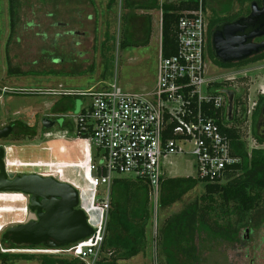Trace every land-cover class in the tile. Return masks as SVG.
Masks as SVG:
<instances>
[{
	"label": "rangeland",
	"instance_id": "374dc122",
	"mask_svg": "<svg viewBox=\"0 0 264 264\" xmlns=\"http://www.w3.org/2000/svg\"><path fill=\"white\" fill-rule=\"evenodd\" d=\"M144 2L130 0L134 6ZM108 3L109 0H59L57 4L53 0H22L20 25L16 27L19 38L15 36L17 39L13 42L9 1L0 0V129L15 127L9 138L0 142L7 152L5 163L9 174L54 177L74 186L80 193V208L96 230L102 222L97 205L108 199V190L100 185L96 173L91 170L96 161L91 143L65 127L75 120L73 115L76 117L89 105V100L30 93L49 90L85 92L115 80L129 93H147L155 88L162 42V12L156 11L148 19V15L142 13L146 11L124 9L122 0H118L112 9H108ZM207 3L210 16L213 12L226 16L239 9L237 0H207ZM60 23L67 25L63 27ZM67 32L76 33L68 35ZM60 34L62 37H58ZM106 34L116 36L118 41L108 63L111 79L103 81L101 48L106 42ZM125 37L135 44L149 42L146 46L125 49L122 47ZM213 66L210 77L237 74L228 81L227 91L241 96L248 108L247 118L241 117L242 122L237 127L250 153L254 149H264V144H259L252 136L251 120V112L264 95V61L232 70ZM93 68L94 73H91ZM83 72L86 74H72ZM69 103H74V108H70ZM45 118L56 120V126L44 130L42 121ZM48 133L52 137H47ZM169 161L173 163L171 166L165 164L169 178H197L192 155L171 157ZM204 186L200 183L180 202L166 209L159 205L157 211L151 197L148 205L142 197L135 205L126 206L124 194H112L111 190L107 222L115 210L116 236L110 238L107 224L101 259L118 257V252H114L116 246L124 248L123 245L136 243L144 246V251L129 260L120 259L117 264H240L237 252L232 251L237 248V243L214 240L215 235L211 234V237L203 231L208 228L203 224L197 225L193 235L187 230V218L193 212L207 213L209 223L217 226H236V215L227 213L221 199H217L213 212L207 209L209 202L203 200ZM32 220L30 197L0 193V253L48 254L70 261L78 260L86 253L85 242L57 250L29 246L8 248L2 244L6 229ZM143 226L144 236L140 233ZM244 231L245 228L241 234ZM255 231L257 236L264 233V225ZM9 264L42 263L33 259Z\"/></svg>",
	"mask_w": 264,
	"mask_h": 264
},
{
	"label": "built area",
	"instance_id": "2783aa9c",
	"mask_svg": "<svg viewBox=\"0 0 264 264\" xmlns=\"http://www.w3.org/2000/svg\"><path fill=\"white\" fill-rule=\"evenodd\" d=\"M198 1V8L185 13L179 22L178 53L165 58L161 42L156 86L151 92L129 93L115 80L85 92L30 93L89 100L87 107L76 117L73 115L72 124L77 137L88 140L93 147L96 161L91 170L108 190V199L97 205L102 215L99 230L91 225L95 235L83 241L86 253L81 251L78 260L84 264L101 260L114 180L146 183L157 211L162 182L170 175L165 172V164H173L171 157L192 155L196 179L203 184H222L233 167L241 164V159L233 155L230 139L222 132V127L231 124L228 91L221 83L237 74L209 76L215 65L209 56V14L206 0Z\"/></svg>",
	"mask_w": 264,
	"mask_h": 264
},
{
	"label": "trees",
	"instance_id": "16d2710c",
	"mask_svg": "<svg viewBox=\"0 0 264 264\" xmlns=\"http://www.w3.org/2000/svg\"><path fill=\"white\" fill-rule=\"evenodd\" d=\"M9 1V13L12 19L13 32H16V27L20 25V11L22 9V0H8ZM80 1V0H77ZM118 0H109L108 9H112L113 6L117 3ZM255 0H237L240 11L234 14H229L226 16H220L216 13H213L211 18V30L215 28L218 23L221 22H234L238 20L244 12L249 3ZM55 4L59 0H53ZM124 9L133 10V9H146L147 6L144 4H138L134 6L130 4V0H122ZM198 0H184L179 3H164L162 6L154 4L152 9H160L162 12V52L165 58H170L175 56L178 53V28L179 22L185 13L195 11L198 8ZM208 8L207 0L205 1V9ZM249 11V10H247ZM118 39L116 36L106 34V42L102 44L101 51L103 52V72L101 78L103 81L110 80L108 77V63L110 60V55L115 50L114 47L117 44ZM149 41H146L142 44L132 43L130 39H124L122 47L126 48H136L146 46ZM209 56L212 62L221 69H233L246 67L250 64L257 63L264 60V53L255 56L249 60H246L242 63L225 65L219 62L214 54L213 50L210 47ZM91 73H94V68ZM12 74V72H11ZM73 75H83V73H72ZM222 86L227 88L228 82L221 83ZM237 100L234 106V122L229 123L234 124L231 127H222V132L231 141L232 152L235 157L241 159V164L233 167V171L227 175V178L222 184H204L205 186V195L203 200L208 201L209 204L207 209H210L211 212L214 211L215 205L217 204V199H221L223 204L227 207V213L236 215L237 221L234 228L217 226V224L209 223V217L207 213H198L193 212L187 218L186 227L190 235H193L196 230L197 225L203 224L208 227L203 229V231L213 237L211 234L215 235L214 240L226 241L227 243H237L239 241V234L243 228L246 227H259L264 223V149H254L250 153L246 142L242 138L240 129L237 127L238 123H241V117L247 118L248 108L246 104L242 101L241 96H237ZM78 99L77 97H73ZM264 107V95L259 98L258 106L254 109L251 120L252 126L257 122V119L260 116V112ZM242 111V114H241ZM71 132H75L74 124L68 122L65 125ZM253 138L259 143L264 144V139L258 136L254 131ZM201 182L194 178H165L161 185V196L159 205L162 209L171 207L175 203L181 201V199L192 192L198 187ZM203 184V183H202ZM124 194L126 198V206L135 205L140 198L144 197L146 204L148 205L150 197V188L149 186L142 181H135L130 179H116L114 180L112 186V194L116 193ZM114 204V202H113ZM146 205V206H147ZM127 208V207H126ZM200 210V209H199ZM147 217H148V210ZM116 212L113 210L110 214L108 231L110 232V238H115L116 236V227L117 224L115 221ZM202 223L198 220L200 219ZM231 225V224H229ZM210 228V230H209ZM140 233L144 236L145 229L144 226L141 228ZM2 244L8 248H19L11 244L10 242L2 240ZM106 247V243H105ZM122 247H114L118 252V257H114L111 260L106 258L101 259L97 264H107L110 261L117 263L118 260H129L139 253L143 252L144 246L134 243L133 246L123 245ZM103 247V251H104ZM124 252L120 253L121 250ZM33 259H39L42 264H84L79 260H66L56 258L52 255H26V254H9V253H0V264H9L17 260H26L31 261Z\"/></svg>",
	"mask_w": 264,
	"mask_h": 264
},
{
	"label": "water",
	"instance_id": "95a60500",
	"mask_svg": "<svg viewBox=\"0 0 264 264\" xmlns=\"http://www.w3.org/2000/svg\"><path fill=\"white\" fill-rule=\"evenodd\" d=\"M252 4V13L231 23L219 25L213 32L212 46L215 58L225 65L244 62L264 53V0ZM229 114L234 111L233 92H228ZM264 122V108L261 112ZM57 122L42 121L43 129L51 130ZM264 135V123L262 125ZM13 127L0 130V141L9 138ZM5 150L0 148V193H19L30 197L33 220L5 230L2 240L23 247L66 248L95 235L86 213L80 208V193L72 185L54 177L9 174ZM115 264V263H111Z\"/></svg>",
	"mask_w": 264,
	"mask_h": 264
},
{
	"label": "flooded vegetation",
	"instance_id": "af4514ba",
	"mask_svg": "<svg viewBox=\"0 0 264 264\" xmlns=\"http://www.w3.org/2000/svg\"><path fill=\"white\" fill-rule=\"evenodd\" d=\"M254 2H258L260 8L263 7V1L262 0H255V1L251 2V3H249V5L246 8V12H244L243 15H241V17H239L238 19H240V18H247V17L250 16V14L252 13V4ZM9 9L10 8L8 7V12H9ZM240 10H241V8L239 7L238 11H240ZM247 10H249V11H247ZM213 13H216V12H213ZM213 13H212L211 16L209 15V27H208V47H209V49L211 47L212 50H213V46H212V36H213L214 30L219 25L224 24V23H228V22L218 23L215 26V28H213L211 30V18L213 16ZM9 15H10V13H9ZM60 25L63 26V27H66L67 24L60 23ZM9 28H10V32H11L10 33L11 40L14 42L19 37L16 36V33L17 32H13L12 19H11L10 16H9ZM75 33L76 32H67L68 35H75ZM44 37H46V36H44ZM58 37H62V35L60 34V35H58ZM254 42L255 43L264 42V37L263 38H260V39H256ZM8 52H9V50H8ZM34 64H36V63H34ZM253 64H256V63H253ZM237 98H238L237 97V93H234V96H233L234 106H235V102H236ZM73 104L74 103H69L68 105H69L70 108H74L73 107L74 106ZM228 105H229V99H228ZM257 106H258V103L256 104V107ZM263 108H262V110H263ZM262 110H261V112H262ZM253 111L251 112V115H252ZM261 112H260L259 118L257 119L256 124L254 126H252V132L254 131L258 136H260L262 139H264V135L262 133V130H263L262 125H263L264 122H263V119L261 117ZM233 114H234V111H233L232 115H229V118H228L229 119V123H233L234 120H235ZM54 121H56V120H54ZM7 127H9V126H7ZM11 127H13V131H14L15 127L13 125H11ZM4 128H6V127H4ZM4 128H2V129H4ZM2 129H0V130H2ZM13 131H12V133H13ZM252 135H253V133H252ZM2 141L3 140H1L0 142H2ZM0 148L4 149L3 147H1V145H0ZM5 159H6V154H5L4 160ZM16 176H19V175L17 174ZM263 225H264V223L262 225H260L259 227H255V228L254 227H246L245 228V231H244V234H241V232H240V234H239V241L237 242V244H238L237 248L238 249L237 248H234L235 250H232V251H236L237 252L236 253V256L239 259L240 264H264V233H261L260 232V234L257 236L256 235V231H255L256 228H261V227H263ZM41 247H43V246H41ZM111 263H113V262L110 261L107 264H111ZM115 264H117V263H115Z\"/></svg>",
	"mask_w": 264,
	"mask_h": 264
},
{
	"label": "crops",
	"instance_id": "0c3cea01",
	"mask_svg": "<svg viewBox=\"0 0 264 264\" xmlns=\"http://www.w3.org/2000/svg\"><path fill=\"white\" fill-rule=\"evenodd\" d=\"M181 1H184V0H145V2L143 4L146 5L147 8L146 9H141V10L142 11H146V12H142V13H146L148 15L147 18L149 19L150 16L153 15L154 12L161 11L160 9H152L151 10V8H152V6L154 4H158L159 6H162L164 3H179ZM6 154H7V152H6ZM8 168L9 167L6 166L7 172L9 173V169Z\"/></svg>",
	"mask_w": 264,
	"mask_h": 264
}]
</instances>
